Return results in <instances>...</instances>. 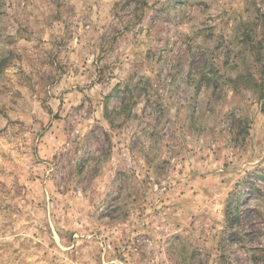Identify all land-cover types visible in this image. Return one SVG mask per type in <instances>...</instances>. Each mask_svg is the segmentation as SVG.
<instances>
[{
  "label": "rangeland",
  "instance_id": "rangeland-1",
  "mask_svg": "<svg viewBox=\"0 0 264 264\" xmlns=\"http://www.w3.org/2000/svg\"><path fill=\"white\" fill-rule=\"evenodd\" d=\"M263 103L264 0H0V264H264Z\"/></svg>",
  "mask_w": 264,
  "mask_h": 264
},
{
  "label": "trees",
  "instance_id": "trees-1",
  "mask_svg": "<svg viewBox=\"0 0 264 264\" xmlns=\"http://www.w3.org/2000/svg\"><path fill=\"white\" fill-rule=\"evenodd\" d=\"M264 104V103H263ZM264 108V107H263ZM263 111H264V109H263ZM240 199H242V196L240 197Z\"/></svg>",
  "mask_w": 264,
  "mask_h": 264
}]
</instances>
